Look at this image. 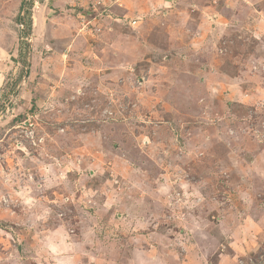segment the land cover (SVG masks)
Instances as JSON below:
<instances>
[{
    "label": "rangeland",
    "instance_id": "1",
    "mask_svg": "<svg viewBox=\"0 0 264 264\" xmlns=\"http://www.w3.org/2000/svg\"><path fill=\"white\" fill-rule=\"evenodd\" d=\"M0 264H264V0H0Z\"/></svg>",
    "mask_w": 264,
    "mask_h": 264
}]
</instances>
